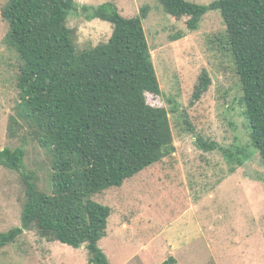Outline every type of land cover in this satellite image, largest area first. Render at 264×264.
I'll return each mask as SVG.
<instances>
[{"label":"rangeland","instance_id":"374dc122","mask_svg":"<svg viewBox=\"0 0 264 264\" xmlns=\"http://www.w3.org/2000/svg\"><path fill=\"white\" fill-rule=\"evenodd\" d=\"M7 1L0 0V151L25 146L22 171H33L39 190L51 193L49 154L27 127L16 136L9 130L20 102V69L17 50L4 42L9 26L1 8ZM108 1L127 17L148 7L143 26L161 93L145 92V97L169 110L176 146L172 156L92 197L112 208L108 234L99 243L109 264H163L170 256L175 264H264V167L250 138L220 10H208L190 30L188 17L168 14L160 0H76L68 25L78 50L109 40L111 22L92 17L93 9ZM189 1L208 5L215 0ZM204 69L212 84L195 99ZM199 136L220 147L201 148ZM222 148L242 149L249 159L232 172ZM22 171L0 164V233L22 225ZM0 264L92 263L85 246L74 248L27 230L0 250Z\"/></svg>","mask_w":264,"mask_h":264},{"label":"trees","instance_id":"16d2710c","mask_svg":"<svg viewBox=\"0 0 264 264\" xmlns=\"http://www.w3.org/2000/svg\"><path fill=\"white\" fill-rule=\"evenodd\" d=\"M160 1L175 18L188 17L190 30L208 10H220L250 138L264 167V0ZM74 9L76 0H8L1 8L9 26L4 42L17 50L20 69V102L10 116V134L27 127L49 154L52 192L39 190L33 171H22L25 146L0 151V164L22 171L26 191L22 225L0 233V250L35 230L50 241L85 246L92 264H109L99 243L108 234L112 208L92 197L172 156L175 135L169 110L145 97L161 93L143 26L148 7L130 17L111 1L95 7L92 17L111 22L113 31L109 40L84 50L76 48L68 25ZM211 84L204 69L194 98ZM198 145L220 147L201 136ZM223 151L232 172L249 159L242 149ZM175 263L170 256L163 264Z\"/></svg>","mask_w":264,"mask_h":264}]
</instances>
